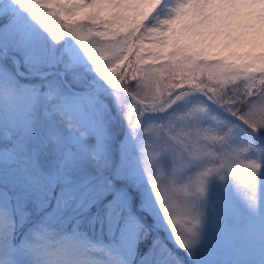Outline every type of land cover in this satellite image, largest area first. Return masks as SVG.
Segmentation results:
<instances>
[{"label": "snow or ice", "instance_id": "6c2138e0", "mask_svg": "<svg viewBox=\"0 0 264 264\" xmlns=\"http://www.w3.org/2000/svg\"><path fill=\"white\" fill-rule=\"evenodd\" d=\"M262 174L264 0L0 3V264H264Z\"/></svg>", "mask_w": 264, "mask_h": 264}, {"label": "rangeland", "instance_id": "374dc122", "mask_svg": "<svg viewBox=\"0 0 264 264\" xmlns=\"http://www.w3.org/2000/svg\"><path fill=\"white\" fill-rule=\"evenodd\" d=\"M0 3H3V4L6 5L8 3V0H0ZM125 130H127V125L126 124L124 125V131ZM121 138H123V134H122ZM261 179H262V183H264V174H262Z\"/></svg>", "mask_w": 264, "mask_h": 264}, {"label": "trees", "instance_id": "16d2710c", "mask_svg": "<svg viewBox=\"0 0 264 264\" xmlns=\"http://www.w3.org/2000/svg\"><path fill=\"white\" fill-rule=\"evenodd\" d=\"M124 125V124H123ZM123 125H122V130H121V133H123ZM121 136H122V134H121Z\"/></svg>", "mask_w": 264, "mask_h": 264}]
</instances>
